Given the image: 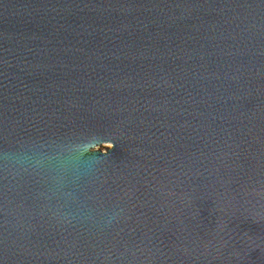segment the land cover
<instances>
[{
	"label": "water",
	"instance_id": "1",
	"mask_svg": "<svg viewBox=\"0 0 264 264\" xmlns=\"http://www.w3.org/2000/svg\"><path fill=\"white\" fill-rule=\"evenodd\" d=\"M0 264H264V0H0Z\"/></svg>",
	"mask_w": 264,
	"mask_h": 264
},
{
	"label": "rangeland",
	"instance_id": "2",
	"mask_svg": "<svg viewBox=\"0 0 264 264\" xmlns=\"http://www.w3.org/2000/svg\"><path fill=\"white\" fill-rule=\"evenodd\" d=\"M107 147L106 146H101L99 147V150H105Z\"/></svg>",
	"mask_w": 264,
	"mask_h": 264
},
{
	"label": "bare ground",
	"instance_id": "3",
	"mask_svg": "<svg viewBox=\"0 0 264 264\" xmlns=\"http://www.w3.org/2000/svg\"><path fill=\"white\" fill-rule=\"evenodd\" d=\"M110 146V145H109Z\"/></svg>",
	"mask_w": 264,
	"mask_h": 264
}]
</instances>
